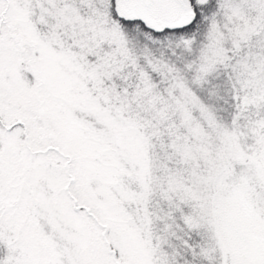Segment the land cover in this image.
<instances>
[{
  "label": "snow or ice",
  "instance_id": "snow-or-ice-1",
  "mask_svg": "<svg viewBox=\"0 0 264 264\" xmlns=\"http://www.w3.org/2000/svg\"><path fill=\"white\" fill-rule=\"evenodd\" d=\"M0 264H264V0H0Z\"/></svg>",
  "mask_w": 264,
  "mask_h": 264
}]
</instances>
